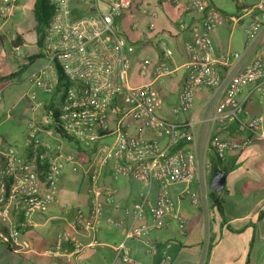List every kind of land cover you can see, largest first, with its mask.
<instances>
[{"label":"built area","instance_id":"2783aa9c","mask_svg":"<svg viewBox=\"0 0 264 264\" xmlns=\"http://www.w3.org/2000/svg\"><path fill=\"white\" fill-rule=\"evenodd\" d=\"M16 0H0V25L13 14ZM147 0H50L54 7L42 37L38 65L26 76L28 90L26 98L32 111H42L38 119L27 123L25 146L33 149V157L25 161L14 147H2L0 151V242L16 251L20 245L21 230L32 226V216L45 213L57 201L59 182L64 166L70 157L60 153L47 162L43 178L36 170V159L45 160L41 149L49 145L38 138V131L53 126L81 146L92 152L94 159L88 165L89 216L81 217L87 232L96 231L100 215L114 202L112 187L98 184L101 169L111 163L113 177H129L145 184H156L160 192L170 185L191 184L199 173L193 149V126L191 123L168 122L160 119L156 112L161 104L157 89L152 83L131 85L128 74L131 60L126 54L129 41L118 28L117 21L134 9L150 19L156 16L146 8ZM239 1V0H234ZM161 4H183L186 12L199 17L193 24L191 38L184 45L186 77L173 109L176 115L194 108V97L202 89H211L212 97L207 108L212 112V121L225 130L238 122L241 131L249 138L231 141L212 138L210 146L215 155L223 159L226 153L241 152L252 139L264 140L261 131L262 117L241 121L244 114L239 100L245 86L264 96V60L253 54L251 60L240 66V61L260 48L264 42V0L255 7L259 15L246 29V52L216 51L211 32L227 20L207 0H160ZM183 28L184 25L182 24ZM148 32L154 30L149 22ZM160 61L152 65L149 59L139 63L137 75L143 78L153 66L155 78L172 74V51L163 40L157 43ZM16 55L21 51L15 49ZM227 67L222 73L221 68ZM47 97L44 101L39 96ZM129 119L136 128L134 135L128 134ZM115 120L113 126L110 121ZM149 131L146 138L143 131ZM107 134L114 136L113 142L99 143ZM165 140V146L160 141ZM185 146L176 149L178 144ZM41 148V149H40ZM207 171L202 169L203 181ZM193 204L195 197L190 198ZM132 213L136 225L130 227L125 239L148 238L150 234L165 226V218L173 216L184 226L183 220L174 213L173 206L164 194L155 202L145 198L133 204ZM19 221H15V217ZM68 235L58 238V246L70 242ZM112 263L144 264L133 259L125 243L112 247ZM165 254L159 264H169ZM78 264H83L79 261Z\"/></svg>","mask_w":264,"mask_h":264},{"label":"crops","instance_id":"0c3cea01","mask_svg":"<svg viewBox=\"0 0 264 264\" xmlns=\"http://www.w3.org/2000/svg\"><path fill=\"white\" fill-rule=\"evenodd\" d=\"M207 1L225 19H236L227 20L211 32L215 50L243 56L246 52V29L259 15L255 7L261 0ZM26 3L27 0H16L12 16L0 25V151L2 147H14L19 156L28 161L31 155L25 146L27 123L38 119L42 111H32L26 98V76L38 63L34 62L22 74L15 75L22 64L21 59L38 51L35 46H12L15 33L29 26L24 12ZM145 4L153 12L147 10L156 16L151 18L153 23L147 21L144 31L137 37L133 35L135 26L128 23L129 16L136 14L134 9L130 15H124L117 21V26L134 44L136 40L145 45L144 59H149L152 65L161 59L157 43L165 41L172 51V74L155 78L153 66H150L143 78L136 75L135 79L132 74L133 70H138L139 62L133 57L130 59L129 83L135 85L131 81L136 83L138 80L136 85H154L161 99L156 115L168 122L191 123L194 137L189 146L196 155L198 166L202 163L209 165L210 159L215 156L210 146L212 138L238 142L250 135L247 131H241L236 121L225 130L212 121V112L206 106L212 97L211 89L202 88L196 93L191 111L179 115L173 112L186 77L184 45L191 38L190 29L199 17L186 12L182 3L170 5L161 4L160 0H147ZM139 13L146 21L148 17ZM142 20L139 19L140 22ZM149 22L154 26L152 32L146 30ZM158 38L160 40L157 42ZM15 49L21 51V56L16 55ZM253 54H260L264 60V42L260 48L244 57L239 65H246ZM221 70L223 73L227 67ZM39 97L47 100L43 95ZM239 100L244 108L241 121L262 117L261 131L264 133V96L254 91L252 86H245ZM114 124L115 120H111L110 125ZM123 124H128L125 129L128 134L136 133L129 119H125ZM143 134L146 138L151 137L149 131L145 130ZM37 135L42 143L50 147L48 150L40 148L39 152L45 154L46 167L48 160L58 153L72 160L62 171L57 201L45 213L33 215L32 226L21 230L22 249L16 251L0 242V264H78L79 261L83 264H110L113 259L112 247L122 242L131 257L144 264H159L165 254L170 257L169 264H264V140L252 139L243 151L229 152L224 156L225 166L229 170L225 171L224 191L218 193L223 201V225H220V218H215L211 224L209 221L206 198L209 186L206 179L210 177V171L204 181L198 173L189 186L170 185L164 193L154 183L145 184L125 176L115 179L112 165L108 163L100 171L98 184L114 189V202L104 208L96 231L87 232L81 217L89 216L88 165L94 159L92 152L82 147L77 149L73 142L57 135L53 126L39 130ZM113 139L112 134H107L98 142L109 144ZM160 145L165 146V140H161ZM34 167L38 171L36 164ZM203 185L206 186L205 193ZM161 194L166 196L184 226L180 228L171 215L165 218V226L153 231L148 238L125 239L130 227L137 224L132 213L133 204L142 198L155 202ZM192 196L197 199L196 204L191 202ZM19 220L18 216L15 217V221ZM61 235H68L71 241L58 246ZM209 240L212 241V249L207 254ZM114 264L123 263L116 261Z\"/></svg>","mask_w":264,"mask_h":264},{"label":"trees","instance_id":"16d2710c","mask_svg":"<svg viewBox=\"0 0 264 264\" xmlns=\"http://www.w3.org/2000/svg\"><path fill=\"white\" fill-rule=\"evenodd\" d=\"M24 12L26 18L29 20V26L26 30L22 32H16L14 35V39L12 41V46L15 48H22L26 46H35L38 51L35 54H27L25 55L21 61L22 64L15 75H20L24 72V70L32 65L36 59L40 56V49L42 47V37L44 30L53 15L54 7L51 4L50 0H27V3L24 5ZM55 132L61 138L66 139L76 146L77 149H82L83 147L79 142L74 140L71 137L66 136L62 131L55 128ZM185 146L184 143H180L172 149V152L176 149ZM82 147V148H81ZM84 149V148H83ZM28 152L30 153L31 157H33V149L28 148ZM40 152V151H39ZM225 159H220L216 155L210 159V163L208 165V169L210 171L209 178L206 179V184L209 186V182L211 180L213 171L215 170H223L228 171V167L225 166L224 163ZM39 159H36V166L38 167V171L40 172V177L43 178V174L45 172L46 164L43 163ZM43 165V166H42ZM224 191V190H223ZM206 198H207V208L209 212V221L210 224L213 222L215 218H220L221 222L220 225L224 224V213H223V201L219 198V194L210 190L209 187L206 191ZM228 230H231L230 227H227ZM212 249V241L209 240L207 244V254Z\"/></svg>","mask_w":264,"mask_h":264},{"label":"rangeland","instance_id":"374dc122","mask_svg":"<svg viewBox=\"0 0 264 264\" xmlns=\"http://www.w3.org/2000/svg\"><path fill=\"white\" fill-rule=\"evenodd\" d=\"M150 12H153V10ZM134 13H136V14H134L133 16H129L131 18L128 20V23L131 22L135 26V29H133V35L135 37H137L138 34H140L141 32L144 31V28H145V25L147 24V21L150 20L153 23V20L148 17V18H146V21H144V20H142L141 15H139L140 14L139 12L134 10ZM128 15H130V12L128 13ZM133 18H135V19H133ZM139 19L142 21L140 22ZM159 40H160V38L157 39V42ZM128 41H129V46L127 45V49H126L127 56L130 59H132L133 57H136L135 60H137L140 63L144 59V57L146 56V52L143 51V48L145 47V45L142 42H138L136 40H135L136 44H134V41H130L129 39H128ZM156 43H155V45H156ZM133 71H134L133 74L132 73L131 74L135 79H137V76H136L137 75V69L133 70ZM136 81L138 82V80H136ZM137 82L135 83V82L131 81V83L135 84V85L138 84ZM202 169H204V172L207 171L205 163L204 164L202 163L201 165H199V176L203 179ZM206 175H207V172H206ZM206 175H205V179H206ZM205 188H206V186L203 185V192L204 193H205Z\"/></svg>","mask_w":264,"mask_h":264},{"label":"water","instance_id":"95a60500","mask_svg":"<svg viewBox=\"0 0 264 264\" xmlns=\"http://www.w3.org/2000/svg\"><path fill=\"white\" fill-rule=\"evenodd\" d=\"M226 182V175L224 170H215L213 171L211 180L209 182V189L221 193L224 189Z\"/></svg>","mask_w":264,"mask_h":264}]
</instances>
